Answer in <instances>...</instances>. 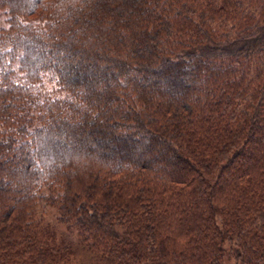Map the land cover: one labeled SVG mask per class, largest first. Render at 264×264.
<instances>
[{
	"label": "trees",
	"instance_id": "obj_1",
	"mask_svg": "<svg viewBox=\"0 0 264 264\" xmlns=\"http://www.w3.org/2000/svg\"><path fill=\"white\" fill-rule=\"evenodd\" d=\"M229 261L264 264V0H0V264Z\"/></svg>",
	"mask_w": 264,
	"mask_h": 264
},
{
	"label": "rangeland",
	"instance_id": "obj_2",
	"mask_svg": "<svg viewBox=\"0 0 264 264\" xmlns=\"http://www.w3.org/2000/svg\"><path fill=\"white\" fill-rule=\"evenodd\" d=\"M45 211L47 212V220L50 222V225L56 231L57 235L60 238L68 239L74 243L78 257L87 262L93 260L91 259L90 253L84 251L82 249V246L78 245V239L72 233H69L63 225L59 224V222L55 219V217L51 213L52 209L46 208ZM228 264H234V263L232 261H229Z\"/></svg>",
	"mask_w": 264,
	"mask_h": 264
}]
</instances>
